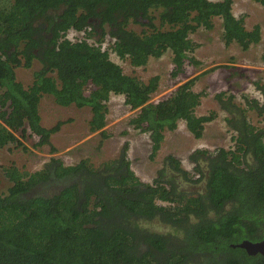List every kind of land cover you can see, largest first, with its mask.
Segmentation results:
<instances>
[{"label": "trees", "instance_id": "16d2710c", "mask_svg": "<svg viewBox=\"0 0 264 264\" xmlns=\"http://www.w3.org/2000/svg\"><path fill=\"white\" fill-rule=\"evenodd\" d=\"M253 1L264 7V0ZM232 3L0 0V149L21 144L14 130L36 135V146L50 144L62 122L41 124L38 104L45 94L61 106L88 107L90 131L101 132L110 95H123L136 110L130 123L149 135L151 158L165 131L175 130L180 120L193 137H202L216 113H195L203 95L193 89L197 77L153 102L159 77L144 81L125 73L109 50L136 67L169 50L176 76L186 64L198 63L192 55L198 44L189 34L212 29L215 17L225 45L246 50L261 40V29L245 27ZM132 23L144 28L136 31L129 28ZM69 30L82 37L70 39ZM34 60L39 68L24 86L15 70L31 67ZM215 97L235 133L234 145L194 150L189 157L194 174L167 154L152 182H144L131 169L126 148L100 169L87 159L75 165L51 159L34 172L6 167L11 185L0 191V264H264V254L231 246L264 239V158L256 154L264 147V128L246 115L252 109L264 118V97L261 102L246 96L243 105L224 93ZM39 185L58 189L31 194ZM153 220L172 232L147 229L144 224Z\"/></svg>", "mask_w": 264, "mask_h": 264}, {"label": "rangeland", "instance_id": "374dc122", "mask_svg": "<svg viewBox=\"0 0 264 264\" xmlns=\"http://www.w3.org/2000/svg\"><path fill=\"white\" fill-rule=\"evenodd\" d=\"M232 1V9L234 14H236L235 16H242L246 19L244 22L246 21L245 24L248 28L256 24L263 27L261 37H263L264 42V7L253 0ZM157 13L158 11L152 12L153 15H157ZM154 22L158 24L157 19ZM213 22L214 27L212 29L199 27L195 32L189 34V37L194 42L198 45H203L202 49H200L203 56H205V53L208 54L209 51H213L217 53L219 57V60L214 61L215 63L206 69L207 71L202 72V74H206V72L212 69H218L215 76H222L223 80L217 81V78H207L206 80L203 79L202 82L197 85L196 79L193 85L195 91L201 89L204 93L205 91L207 93H212V96L208 97L205 102L202 103V107H196L195 113L198 115H207L212 111L216 113L213 120L205 123L202 137H193L187 130L185 122L180 120L175 130L165 131L164 140L159 150L155 156L151 158V141L149 135L135 128L133 124L130 123V120L136 115V110H131L129 106L124 103L123 95H110L107 102L108 112L106 124L102 129L104 132H101V130L90 131L89 120L91 118V111L88 107L78 108L73 104L61 106L56 103L53 96L45 94L41 97L38 104L41 124L45 127H52L59 121L62 122V124L59 130L51 135L50 144L41 146H36L38 138L36 135L30 134L28 130L25 136L20 134V130H14L21 144L17 145L16 141L8 143L5 147L0 149V191L6 192L11 185V182L5 176L4 172V169L11 165L16 166L20 170L34 172L46 167L47 164L51 163V159L59 160L64 165H75L79 161L87 159L91 166L100 169L105 162L118 158L120 153L126 148V156L136 176L144 182H152L153 178L156 176L157 170L162 165L163 158L167 154H172L177 157L181 166L194 174L195 171L193 168L195 165L189 158L194 150L208 149L209 151H214L219 147L232 148L234 145L233 137L235 133L227 125L225 120L227 113L221 109L220 103L216 100L215 96L217 94L215 90L217 88H223L219 93L226 92V78L232 77L234 74L238 73L231 69V67H238L229 64L231 60L235 59L233 63H237V60L241 62L245 58L253 64L255 61V71L258 69L259 61L256 55L243 50L237 43H231L227 47L222 39L221 20L215 17ZM129 28L140 31L144 27L140 24L132 23L129 25ZM67 36L72 40L77 39L81 36V32L70 30ZM108 41H110L109 37H107V40L104 42L105 46ZM262 45H264V43L262 44L260 41L258 46H260L259 49L263 53ZM258 46L255 47L258 48ZM255 47L252 50L254 52L256 51ZM228 49L233 55L231 58L226 56ZM109 53L111 60L118 63L127 74L136 75L144 81H148L150 77L155 75L159 77L158 89L151 96V101L153 102L169 95L171 91L184 81L193 77H199L197 73L201 70L199 67L200 62L197 57V48L192 55L199 64L197 62L186 64L184 71L176 76L171 74L173 63L172 54L169 50L159 58H150L146 65L137 67L132 66L127 60L118 58L112 51H109ZM199 55L200 54H198V56ZM38 68L39 65L36 60H34L29 68H16L15 73L17 80L24 86L29 85L32 82L34 70ZM248 70L244 69L239 73V75H244L245 77L237 81V86L240 85L239 81L247 79L257 87L256 80L258 79L255 76L256 74H254V69L250 72ZM246 72L248 74H246ZM236 78L239 79L240 77H235L234 79ZM246 87L245 85V88ZM247 95H249L250 98L256 99V97L250 93ZM241 98L243 97L241 96ZM257 100H259V98H257ZM233 101L240 104L239 99H236L235 95ZM246 115L251 123L257 125V127L264 128V118L262 116H257L254 110L247 109ZM256 154L258 158H264V147H259ZM63 182H65V180L60 181L59 184ZM185 187L187 188L188 186ZM57 189L58 185L48 187L40 185L34 187L30 193L50 194ZM144 226L149 230L160 233L172 232L168 226L161 225L157 220H153L146 225L144 224Z\"/></svg>", "mask_w": 264, "mask_h": 264}, {"label": "crops", "instance_id": "0c3cea01", "mask_svg": "<svg viewBox=\"0 0 264 264\" xmlns=\"http://www.w3.org/2000/svg\"><path fill=\"white\" fill-rule=\"evenodd\" d=\"M232 12H233V9H232ZM233 14H234V12H233ZM234 15H236V14H234ZM244 20H246V19H244ZM245 27H247L246 24H245ZM260 29H261V32H262L263 31V27L260 26ZM221 31H222V29H221ZM260 41H261L262 44L264 43L263 42V37H261ZM260 41L258 43L250 45V47L248 49H246L247 52H250V53H252V54L257 56L258 61H259V63H258L259 66H258L257 71H255V67L256 66H254L255 65V61H254V64H253V63H250L245 58L241 62L237 60L238 64L236 62L233 63L235 59L231 60L230 61L231 63H229V64H232V65L238 66V67H231V69H233L234 71H237L238 73L234 74L232 77H229V78L227 77L226 78L225 83L227 84V87L225 89H227V91L224 92V94L227 95V96H232L234 94L236 96V99H239L240 104H242V105L244 103L243 99L246 96H249V95H247L249 93L254 95L256 97V99L259 98V101H261V102L263 101V97H264L263 96L264 95V60L262 59L263 53L259 49L260 46H258L260 44ZM254 45L258 46V48H256ZM202 47H203V45H198V47H197V57H198L199 62H200V64L199 63L198 64H199V67L201 68L200 72L197 73V76L199 74V77H197V85H198V83L200 84L203 79L206 80L207 78H210V79L211 78H217L216 79L217 81H223L222 80V76H218V77L215 76L218 69H216V70L212 69V70H209L208 72H206V74H202V72L207 71L206 69H208L210 66H212L215 63L214 61L219 60L218 54L214 53L213 51H209L208 54L205 53V56H203L202 53L200 52V49H202ZM227 47H228V45H227ZM254 47H255V50H256L255 52L252 51ZM198 50H199V52H198ZM227 51H228V53H226V56L231 58L233 56L232 53L229 52L230 51L229 49ZM198 54H200V55L198 56ZM205 64H207V65H205ZM239 67H241V68H239ZM244 69H247V70L248 69H252V70L254 69L255 73L254 72L253 73L256 74L255 76L258 79V80H256L257 87L251 81H248L247 79L239 81L240 82L239 86L236 85L238 83L237 82L238 80H240L241 78L245 77L244 75L243 76L239 75V73H241ZM252 70H248V71L250 72ZM246 74H248V73L246 72ZM235 77H240V78L239 79L238 78L234 79ZM245 85L247 86L246 88H245ZM197 89H198V87H197ZM221 89H223V88H217L215 90V93L218 94ZM197 92H202V91L200 89V90H197ZM202 93H203V95L201 97V102H200V105H199L201 107H202V103L205 102V100L208 97L212 96L211 92L207 93L205 91V93L204 92H202ZM230 94H232V95H230ZM234 95L232 96V100L234 99ZM241 96L243 98H241ZM216 100H217V98H216ZM199 106H197V107H199ZM197 111H198V109H197ZM200 115H204V114H200Z\"/></svg>", "mask_w": 264, "mask_h": 264}, {"label": "water", "instance_id": "95a60500", "mask_svg": "<svg viewBox=\"0 0 264 264\" xmlns=\"http://www.w3.org/2000/svg\"><path fill=\"white\" fill-rule=\"evenodd\" d=\"M232 247H239L244 249L248 254H264V239L251 241V240H243L237 244H232Z\"/></svg>", "mask_w": 264, "mask_h": 264}, {"label": "built area", "instance_id": "2783aa9c", "mask_svg": "<svg viewBox=\"0 0 264 264\" xmlns=\"http://www.w3.org/2000/svg\"><path fill=\"white\" fill-rule=\"evenodd\" d=\"M70 31V30H69ZM68 31V32H69ZM78 32V31H77ZM68 37V36H67ZM82 37V32H81V36L79 37V39ZM78 39V38H77ZM77 39H73V40H77ZM106 40H107V38H106ZM105 43H103V46L105 47V45H104ZM108 45V43L106 44V46ZM109 51H111V50H109ZM114 53V52H113ZM110 54V53H109ZM116 55V54H115ZM118 64V63H117Z\"/></svg>", "mask_w": 264, "mask_h": 264}, {"label": "flooded vegetation", "instance_id": "af4514ba", "mask_svg": "<svg viewBox=\"0 0 264 264\" xmlns=\"http://www.w3.org/2000/svg\"><path fill=\"white\" fill-rule=\"evenodd\" d=\"M40 186V185H39Z\"/></svg>", "mask_w": 264, "mask_h": 264}]
</instances>
